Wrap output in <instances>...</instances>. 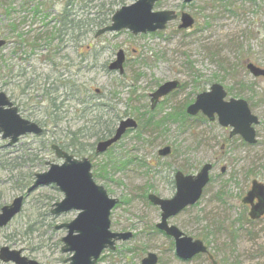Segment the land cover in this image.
Segmentation results:
<instances>
[{
  "label": "rangeland",
  "instance_id": "rangeland-1",
  "mask_svg": "<svg viewBox=\"0 0 264 264\" xmlns=\"http://www.w3.org/2000/svg\"><path fill=\"white\" fill-rule=\"evenodd\" d=\"M136 1L0 0V39L6 42L0 49V91L23 118L46 131L25 136L14 147L0 135V209L26 195L23 179L32 185L37 174L47 172V163H62L50 144L66 146L70 133L82 129L79 159L90 160L95 182L119 200L111 231L133 234L97 264H141L148 253L156 254L159 264H212L207 254L189 261L176 255L174 240L156 228L161 211L148 199L150 194L172 199L176 172L197 175L206 164L213 169L201 200L169 225L201 240L217 264H264V217L251 221L242 203L252 181L264 184V78L247 70L249 63L264 69V0H158L154 12L187 13L194 27L180 30L178 20L154 34L97 36L115 12ZM64 11L73 23L63 19ZM120 50L126 59L122 75L107 68ZM171 81L181 88L151 110L150 95ZM214 84L224 87L227 100L248 103L259 119L257 144L230 138L231 128L201 114L154 126L185 112ZM126 119L136 121L137 129L108 152L96 153L99 138L108 131L112 136ZM164 147L172 154L158 155ZM63 198L53 185L27 195L21 214L0 228V249L21 250L39 264H69L72 254L62 253L61 241L67 230L56 227L78 212L50 213Z\"/></svg>",
  "mask_w": 264,
  "mask_h": 264
},
{
  "label": "water",
  "instance_id": "water-1",
  "mask_svg": "<svg viewBox=\"0 0 264 264\" xmlns=\"http://www.w3.org/2000/svg\"><path fill=\"white\" fill-rule=\"evenodd\" d=\"M194 1L184 0L186 4ZM157 2L158 0H137L131 6L122 7L113 15L111 24L101 29L97 36L119 33L124 30L130 31L135 36L165 30L170 22L178 19V15L175 11L154 12L153 9ZM194 24L195 20L191 15L187 13L181 15L179 29L187 30ZM5 45L6 42L0 39V49ZM125 60V54L120 50L116 60L110 64L109 70L118 72L120 75L124 74ZM247 69L256 78L264 77L263 68L249 63ZM180 88L181 83L178 81L162 84L150 95L152 109L156 108L162 98ZM227 95L223 86L214 84L210 91L199 94L186 111L191 116L202 112L210 121H214L217 116L222 127L233 129L232 136L240 135L247 143L256 144L254 126L259 124V119L252 114L246 101L226 100ZM137 127L138 124L133 119L123 120L110 138L97 144L96 153H106L123 138L128 130ZM42 134V127L24 119L10 98L0 91V135L2 140L8 141V147L15 146L22 137L27 135L41 136ZM51 149L62 164L48 163L47 172L37 174L26 193L29 195L39 188L55 186L64 198L53 205L51 215L59 216L72 211L78 212V216L73 221L56 227L67 230V235L62 239L64 244L62 253H70L72 256L66 263L97 264L104 251H115L118 242L129 241L133 234L111 231V213L119 204V200L111 198L105 188L95 182L90 160L86 157L78 159L58 145H52ZM171 153L172 148L165 147L158 154L167 157ZM211 170L212 165L206 164L196 176L185 175L179 171L175 175L176 194L172 199H162L154 194L148 197L149 201L160 207L162 212L161 222L157 224V229L174 239L176 255L184 261L208 253V248L201 240H194L186 236L178 227L169 225V219L197 204L210 182ZM255 199L258 200L256 204ZM24 201L25 196L21 195L15 198L10 205L1 209L0 228L7 227L22 212ZM242 202L251 207L250 219L260 220L264 216V185L256 180L253 181L251 190ZM209 257L212 264H217L212 255ZM0 261L6 264H39L25 257L23 251L11 250L9 247L0 249ZM141 264H159V257L154 253H148L142 259Z\"/></svg>",
  "mask_w": 264,
  "mask_h": 264
},
{
  "label": "trees",
  "instance_id": "trees-1",
  "mask_svg": "<svg viewBox=\"0 0 264 264\" xmlns=\"http://www.w3.org/2000/svg\"><path fill=\"white\" fill-rule=\"evenodd\" d=\"M64 14H65V17L63 19L67 20L68 24H71L73 23L72 21L69 20V12L68 11H64ZM60 21H63V20H60ZM102 105H99V107H101ZM180 112H175L173 115H169L168 117L164 118L163 120H161L160 123H157L156 125L154 126H157V127H160L162 125H166V121H172V120H177L176 117H178V120H181L182 122V119L183 118H186V112H183V113H180ZM173 118V119H172ZM98 121V120H96ZM95 121V122H96ZM152 122V121H151ZM150 122V123H151ZM154 123V122H152ZM151 123V124H152ZM81 131L82 129L78 130L77 132H74V133H70L71 136H69L67 138V141H68V144L66 146L64 145H61V144H58L61 148H63L64 150L68 151L69 153L73 154L75 157H81L82 156V152H83V149L82 147L85 146V144H83L80 139V134H81ZM112 134V131H108L107 135H104L102 137L99 138V141L100 140H103L105 138H107L108 136H110ZM56 144V142L54 141L53 144ZM51 145V144H50ZM48 146V145H47ZM31 186V182L29 180H25L23 179V181H21V191L24 192L26 191L29 187Z\"/></svg>",
  "mask_w": 264,
  "mask_h": 264
},
{
  "label": "flooded vegetation",
  "instance_id": "flooded-vegetation-1",
  "mask_svg": "<svg viewBox=\"0 0 264 264\" xmlns=\"http://www.w3.org/2000/svg\"><path fill=\"white\" fill-rule=\"evenodd\" d=\"M202 115L203 117H205L201 112L198 114V115ZM197 115V116H198ZM188 116V115H187ZM187 116H186V118H187ZM189 117H192V116H189ZM234 137H236V135H233L232 136V133L230 132V138H234ZM243 140V139H242ZM244 141V140H243ZM245 142V141H244ZM247 144H249V143H247ZM257 144V143H256ZM249 145H252V144H249ZM255 145V144H254ZM225 171V169H223V171L222 172H224ZM258 202V200L257 199H255L254 200V203L256 204ZM247 207L249 208V210H250V206L249 205H247Z\"/></svg>",
  "mask_w": 264,
  "mask_h": 264
},
{
  "label": "bare ground",
  "instance_id": "bare-ground-1",
  "mask_svg": "<svg viewBox=\"0 0 264 264\" xmlns=\"http://www.w3.org/2000/svg\"><path fill=\"white\" fill-rule=\"evenodd\" d=\"M42 129H43V133H45L46 131H45V129L42 127Z\"/></svg>",
  "mask_w": 264,
  "mask_h": 264
}]
</instances>
